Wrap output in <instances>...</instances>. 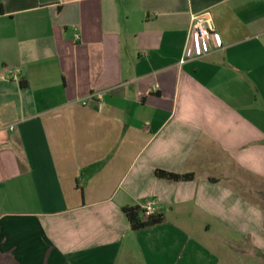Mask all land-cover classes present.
Listing matches in <instances>:
<instances>
[{
  "label": "crops",
  "instance_id": "1",
  "mask_svg": "<svg viewBox=\"0 0 264 264\" xmlns=\"http://www.w3.org/2000/svg\"><path fill=\"white\" fill-rule=\"evenodd\" d=\"M203 13L222 47L183 60ZM148 201L164 220L133 231ZM226 244L264 257V0H0V264H231Z\"/></svg>",
  "mask_w": 264,
  "mask_h": 264
},
{
  "label": "built area",
  "instance_id": "2",
  "mask_svg": "<svg viewBox=\"0 0 264 264\" xmlns=\"http://www.w3.org/2000/svg\"><path fill=\"white\" fill-rule=\"evenodd\" d=\"M222 47V40L220 35L213 29L212 20L209 13H203L193 17L192 25L189 29L187 41L183 52V60L191 58L194 49H197L199 53L204 54L206 52L216 50ZM19 70H16V75L19 74ZM157 87V86H156ZM96 98L101 99L102 95H94ZM15 126H9V129L14 130ZM146 215L154 213L152 208V202L148 201L142 207Z\"/></svg>",
  "mask_w": 264,
  "mask_h": 264
},
{
  "label": "trees",
  "instance_id": "3",
  "mask_svg": "<svg viewBox=\"0 0 264 264\" xmlns=\"http://www.w3.org/2000/svg\"><path fill=\"white\" fill-rule=\"evenodd\" d=\"M155 176L160 179L174 182L189 181L193 179L192 174H177L160 169L155 171ZM123 212L126 215L133 231H139L141 229L160 224L164 220L163 214L152 213L150 215H146L144 209L139 206L124 207Z\"/></svg>",
  "mask_w": 264,
  "mask_h": 264
},
{
  "label": "rangeland",
  "instance_id": "4",
  "mask_svg": "<svg viewBox=\"0 0 264 264\" xmlns=\"http://www.w3.org/2000/svg\"><path fill=\"white\" fill-rule=\"evenodd\" d=\"M216 242V239L210 240ZM218 251L223 260H234L231 264H264V257L259 253H254L248 248H243L241 251L234 250L228 244L221 246Z\"/></svg>",
  "mask_w": 264,
  "mask_h": 264
}]
</instances>
